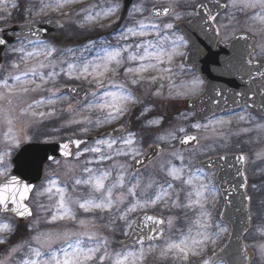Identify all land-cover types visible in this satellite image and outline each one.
Instances as JSON below:
<instances>
[{
  "label": "rangeland",
  "instance_id": "obj_1",
  "mask_svg": "<svg viewBox=\"0 0 264 264\" xmlns=\"http://www.w3.org/2000/svg\"><path fill=\"white\" fill-rule=\"evenodd\" d=\"M195 1L196 0H140L136 8H140L142 11H135L138 17L135 25L139 21L158 24L160 27L159 35L153 31V34L150 36H130L128 40H123L119 35L121 32L120 30L116 37L112 39L113 41H117L114 47L112 44H107L104 40L102 41V39H96L94 40L96 45L95 48L90 51H82L84 45L92 39L90 38L91 36L82 37L80 41H86L80 44V46H72L70 44L64 46V41L61 40V38H65L69 31L72 30V32H74L76 29L77 35L101 33L104 30V26L108 27L110 24L116 22V13L108 19H100L96 22L87 21L85 15L89 10L95 13L108 7L119 5L118 0H77L76 3L69 4L59 11L45 9L46 14L41 15H37L36 13L39 12L42 4L48 3L49 0H8L7 9L11 15L0 12V27L8 26L16 21H23L24 23H45L48 20H60L63 23V28L61 31L51 34L48 40H24L9 46L2 55L4 61L0 70V82L5 78H9V83H12L13 81L10 79L11 76L22 75L25 70L33 66H37L38 71L46 75L48 72L53 71V64L56 65L55 71L60 72L62 67L65 69L67 68L68 62L79 64L86 59L98 63L99 60L97 57L102 55V49L105 47L122 48L126 44L135 45L140 42H151L153 45H158L159 49L163 52H171L173 48H175L176 51L172 55L171 61L165 56L164 63L157 64L156 70L150 69L143 73V79L137 77L139 82L135 86L130 83L134 78L132 74L126 75L124 71V69L128 67H137L138 65L135 62L129 63L125 61L117 74L112 75L110 73L105 77L106 84L111 82L123 84L124 87L142 103L129 105L131 109L129 114L118 118L114 122L102 124L99 127L96 125L95 121L97 117L102 119L105 113L95 108L89 110L85 107L89 102H99L97 97L91 95L84 103L77 104L70 98L61 96L56 92L68 86H84L97 92L98 95H102V90L95 87V81L90 82L85 79H69L63 72H61L59 76L53 78L54 82L49 81L48 83H43L37 79L36 83L42 84V87L19 98L15 96L11 97V105L8 104L7 100H0V157H3L2 163H0V172L3 173V175H0V183L9 177L12 171L11 160L15 153L22 145L27 143H56L71 138H90L98 136L102 132L122 126L128 128L124 134L125 136L129 131L136 133V142L132 145V148L139 152V155L135 158L136 160L145 154V147L157 145L162 148V153L154 162L137 172H133L131 168V164L134 162L132 156H119L116 157L115 160L107 161L103 164H86L85 162L87 160L92 159L96 155L94 153H86L79 159H76L74 154L68 161L57 160L47 165L44 172V180L35 188L28 202L33 212L32 218L23 225H19L14 217L0 214V223H8L11 226L10 232L6 231L0 233V236H3L7 240V243L0 244V262H3V264H20L21 260L30 255L28 244L33 241V237L38 233H81L85 231H94L108 240L109 253L130 250L131 248H124L121 245V240L127 237L124 235L126 225L124 222L116 219V209H113L111 213L101 211L85 213L75 204H72V209L76 213L75 221L57 220L54 223H48L47 221L51 218L53 213L57 211L55 205L58 200V196L50 181L55 180L57 181V186L65 188L66 194L71 200H83L95 195L88 186L74 184L75 179L87 178V175L83 172L85 167L107 170L110 172L108 180L105 182L107 185L117 182L118 176L123 175L124 187L121 189L118 186L114 189L113 196V199L118 200L121 193L125 195L124 204L117 203V207L123 209L132 201V197L127 195V189L136 184L137 180H139L140 184L136 192L138 197L142 200L144 198L146 186L149 183H163L165 180L169 179L166 175L169 167L181 166V160L176 159L172 155L173 152H179L183 155L185 171L182 173V177L184 179H191L192 186L182 185L180 181H173L174 190H170L172 196L171 199L167 201V205L158 203L155 207L150 206L146 210H138L131 213L128 219L129 221H133L139 214L149 213L165 221L162 240L157 243L143 246L146 250V259L143 264H203L204 260L209 262L211 254L221 248L226 241L229 227L219 222L218 218L221 209V201L215 181L216 172H209L199 168L197 162L210 156L242 152L248 155V168L246 169V174L248 179V193L251 198L252 215L251 229L245 235L244 240L247 249L253 253L252 264H264V255L261 253V248L264 246V235H262V232H264V121L257 122L251 120L245 113H241L238 115L215 117L206 122H196L194 120L195 113L187 109L186 103L200 93L201 84L193 90L192 81L198 77L183 65L186 45L184 42L181 43L177 40L178 37H181L178 32L173 28L166 30L164 27L169 23L174 26L176 21L188 15V9ZM226 1L231 3L233 11L242 10V23L246 22L244 13L249 10L248 16L250 21H248L247 16L246 26L249 27L248 30L251 32L250 34H252L256 40V53L254 59L264 57V22L253 18L257 13L264 15V9H261L259 6L256 8H246L241 3V0H237L235 6L232 4V0ZM13 2L18 3L19 7L13 9L11 7ZM148 3L155 5L167 4L173 9L174 13L167 20L154 22L149 15L148 17L143 16ZM28 5L34 6L31 9L32 15H29L28 12L25 11ZM64 13H68V15ZM81 24H83L84 27H79ZM74 27H76V29ZM45 44L51 48H55V52L51 57L45 58V56L39 55L29 58L27 62H25L21 59L22 53L12 51L14 48L19 49L23 46L26 52H40L43 51L41 46ZM69 49L72 51L69 52ZM131 50L135 51V48L133 47ZM149 50L155 51L157 49L150 48ZM124 55L126 56L127 54L125 53ZM61 61L64 63L61 64ZM13 63L19 64L20 67L18 69L13 68ZM40 63H44L46 67L39 68ZM152 63H156V61H152ZM164 69H170V71H164ZM152 77L156 79L152 80ZM27 86L34 88L36 85L29 84ZM0 91L4 90L0 89ZM51 92L56 93V95L52 97L56 101L55 104L39 105L28 110L29 104L41 98L47 99L50 97ZM68 107H71L70 111H67ZM144 107L151 109L148 116L149 120L162 118L161 126L154 125L150 130L141 131L142 124L141 121L137 120V116H139L140 111H142ZM22 110H27V114L21 115ZM40 112H53L54 114L45 115L43 117L33 115V113ZM241 117H243V119H241ZM7 119L12 120L13 123L11 126L8 124ZM74 120H81L83 122L80 124L72 123L70 127L67 126ZM195 124H200L202 127L197 129L193 127ZM203 125H209V127L205 129ZM181 127L184 129V132L179 131ZM10 128L11 132L8 134ZM85 128L88 129V131H82V129ZM169 130L174 131L175 139L169 138L167 141H160L157 139L158 135ZM190 134L197 137L198 145L192 149L179 150V139ZM116 139H119V137H116ZM93 144L94 141L86 144L84 147H91ZM118 147L123 146L118 144L114 146V149ZM103 150L105 152L108 151L107 148ZM121 164L125 165L123 170L119 167ZM198 168L200 169L199 172L197 171ZM204 175L207 176V179L203 178ZM201 181L208 183L215 189L214 193L207 194V203L203 209V211L210 215L212 227L207 230L210 239L203 246V251L199 255L190 256L186 262L175 259L171 255L167 258H161L160 249L167 241L178 240L181 238L182 234L188 233L189 228H193L192 234L195 235L193 222L200 217L202 210L198 206L187 208L184 207V205L188 203L186 192L194 191V186L198 185ZM182 187L184 191L180 190ZM49 188H52L51 193L47 191ZM154 190H156L155 185L153 189L147 190L148 194L151 195ZM177 192H179V200L177 206L172 207V200H176ZM192 199H195L194 195ZM170 218L173 221L171 226L167 223ZM80 221H84L86 227H81ZM216 225H222L226 231L220 232ZM18 226L23 228L27 233V239H24V236L21 238L16 236L14 238ZM130 230L131 229H127L128 232H130ZM217 232H219V235H216ZM21 244L24 245V248L19 252L9 255L13 247ZM62 246L65 248L67 247L63 240L56 241L52 245V250H55L57 255L62 256L63 253L59 251ZM150 246H154L156 251L147 253V249ZM41 251L45 253V256L42 258H47L46 254L49 250L45 248L41 249ZM106 264H108L107 261ZM215 264L224 263L217 262Z\"/></svg>",
  "mask_w": 264,
  "mask_h": 264
},
{
  "label": "snow or ice",
  "instance_id": "obj_2",
  "mask_svg": "<svg viewBox=\"0 0 264 264\" xmlns=\"http://www.w3.org/2000/svg\"><path fill=\"white\" fill-rule=\"evenodd\" d=\"M8 0H0V12L6 13L7 15H11L7 9ZM77 0H49L48 3L42 4L37 12V15L46 14L45 9H51L52 11H59L69 4L76 3ZM237 0H232V4L235 6ZM241 3L246 8H256L259 6L261 9H264V0H241ZM13 9L19 7L18 3L13 2L11 4ZM33 5H28L25 8V11L28 12L29 15H32L31 9ZM95 7V6H93ZM120 5H114L112 7H108L101 11H97L92 13L90 10L85 15V19L89 22H96L100 19H108L112 15H114ZM135 11H142L140 8H136ZM169 8L165 7L162 9H153V14L155 16H159L162 13L168 14ZM68 15V13H64ZM178 18V17H177ZM254 19H259L264 22V15L257 13ZM209 19H215V17L209 16ZM79 27H84L81 24ZM165 29H172L173 25L171 23L166 24ZM153 31L159 35L160 27L155 23H145L144 21H139L135 26H129L121 30L120 38L123 40H128L129 37H146L153 34ZM177 40L181 43L184 42V37H178ZM6 41L4 39H0V46L6 45ZM175 43V42H174ZM95 42L93 40H89L86 45H84L82 51H90L95 48ZM43 51L40 52H26L23 46L19 49H12L13 52L22 53L21 59L27 62L29 58L36 57L39 55L45 56V58L51 57L55 52V48H51L48 45L41 46ZM135 48V51H132V48ZM150 48H156L155 51H150ZM69 52L72 50L69 49ZM175 48L172 49L171 52H163L159 49L158 45H153L151 42H140L135 45L126 44L122 48H110L105 47L102 49V55H99L97 59L98 63L83 60L81 63H73L68 62L67 68H61L60 72L55 71L56 65L53 64V71L48 72L46 75L40 73L38 71L37 66H33L30 69L25 70L22 75H13L10 77L12 83H9V78H5L2 82H0V89L4 91H0V100H7L8 104H12L11 97H22L27 95L29 92H34L42 87V84L36 83L37 79H39L43 83H48L49 81L54 82L53 78L59 76L61 72L66 75L69 79H85L91 81H95V87L102 90V95H98L97 92H92L91 95L97 97L99 102H89L85 107L86 109H98L100 112L105 113L104 117L101 119L97 117L95 123L99 127L102 124L111 123L116 121L118 118L127 115L131 112L129 105L141 104L142 102L137 99V97L133 96L131 92H129L123 84H119L116 82L105 83V77H107L110 73L112 75L117 74L120 67L125 63V61L132 63H137V67H128L124 69L125 74H132L134 77L130 83L135 86L138 84L140 79H143V73L148 70H156L157 64L164 63V57L167 56V59L171 61L172 55L175 53ZM127 54L126 56L124 54ZM152 61H156V63H152ZM64 62L61 61V64ZM13 68H19L20 65L13 63ZM46 65L44 63L39 64V68H44ZM164 71H170V69H164ZM223 73H230L232 71V67L230 64L225 63L221 69ZM155 77H152V80H155ZM201 83H203L199 78L192 81L193 90L197 88ZM35 84L34 88H30L27 85ZM221 93H217L220 95ZM56 94L52 93L50 97L47 99L41 98L40 100L35 101L32 104L28 105V110L39 106V105H53L55 104L54 97ZM151 112L150 108L144 107L142 111H140L139 116H137V120L141 121L142 128L141 131L150 130L154 125L161 126L162 118H154L149 120L148 116ZM27 114V110H22L21 115ZM53 112H40L33 113V115H39L41 117L45 115H53ZM243 119V117H241ZM146 121V122H145ZM8 124L12 125V120L7 119ZM83 121L74 120L69 123L67 126H71L72 123L80 124ZM220 123V122H214ZM193 127L199 129L202 126L200 124H195ZM205 129L209 127V125H203ZM82 131H88V129H82ZM180 132H184V129L179 128ZM11 132V128L9 129V133ZM125 132V128L121 127L115 130L114 133L105 134L109 137H119V139L111 138H97L94 141V144L91 147L81 148L82 144L88 143L84 140H69L68 142L61 143L59 145L60 151L62 155L65 157H71V147L75 146L76 153L75 158L79 159L82 155L86 153H94L96 154L92 159L87 160L86 164H103L107 161H113L116 157L119 156H132L134 164H143L144 161L136 160V156L139 155V152L132 148V145L135 144V136L136 133L129 131L128 134L122 135ZM6 134V135H8ZM169 138L175 139L174 131L169 130L157 136V139L160 141H167ZM197 142V137L195 136H185L180 139L181 145H191L192 142ZM122 145L123 147H118L114 149L115 145ZM107 148L108 151L105 152L103 149ZM172 155L181 160V166H171L167 169L166 175L169 177L168 180H165L163 183L155 184L149 183L146 186V190L144 193V198L141 200L136 192V189L139 187V180L137 183L132 185L127 189V195L132 197V201L128 204L126 208L117 207V203L124 204L125 195L121 193V195L117 199H113L114 189L118 186L122 189L124 187L123 181L124 176L120 175L117 178V182L107 185L105 182L108 180L110 172L107 170H99L91 167H85L83 172L87 175L86 179H75V185H85L88 186L93 193L94 196L83 199V200H71L70 197L66 194L65 188L57 186V181H50L51 185L55 189V193L58 196L57 203L55 205L57 211L53 213L51 218L47 221L48 223H54L57 220H72L75 221L76 213L72 209V204H75L79 209L83 210L85 213L93 212V211H101L111 213L113 209H116V219L122 221L126 225V230L124 231L125 236H129V232L127 229H133L134 221H129L128 217L131 213H134L138 210H146L147 208L155 207L158 203H164L167 205V201L171 199L172 192L170 190H174L173 181H180L182 185L192 186L191 179H184L182 177V173L185 171V167L183 165L184 157L179 152H173ZM223 159L224 157H220ZM237 159L243 163L245 161V157L243 155L237 157ZM3 157H0V163H2ZM211 161L205 162L203 167H210ZM122 170L125 168V165L121 164L119 166ZM199 172L200 169L198 168ZM0 175H3L0 172ZM203 175V174H202ZM240 175H243L241 172ZM204 179H207V176L204 175ZM155 185V189L151 195L148 194L149 189H153ZM194 191L186 192V198L188 203L184 205V207L192 208L194 206H198L202 211L200 213V217L197 218L193 224L195 228V235H193V228H189L187 234H182L181 238L178 240H170L165 243V245L160 249L161 258H167L168 256H173L175 259L188 261L190 256L199 255L203 251V246L207 243L210 237L207 234V230L212 227L210 222V215L207 214L203 209L205 208V204L207 203V194L214 193L215 189L212 188L208 183L199 182L198 185L194 186ZM184 191L182 187L180 189ZM31 189L28 185H22L21 182L13 176L11 179H6L3 183H0V211H10L12 213L17 214L19 217L31 216V210L26 206L24 201L28 198ZM49 193L52 192V188L47 189ZM195 196L193 200L192 197ZM179 200V192H177L176 200H172V207L177 206V202ZM145 221L144 227H148V223L152 225H162L165 221L156 218L152 215H145L142 217ZM167 223L169 226L172 225V219H168ZM81 227H86L84 221H80ZM216 227L220 230V232L226 231L222 225H216ZM10 232L11 226L8 223H0V233ZM135 230L133 229V232ZM219 235V232L216 233ZM264 235V232H262ZM154 240L155 236H147L141 237L137 236L135 244H133L132 248L128 251H116L114 253H109L108 251V240L105 237L100 236L98 233L94 231H85L81 233L76 232H61V233H38L35 237H33V241L28 244V250L30 255L21 260L20 264H143L146 259V250L143 248L144 240ZM63 240L67 247H61L60 252L63 255H57L55 250H52V245L56 241ZM7 243V240L0 236V244ZM139 244L140 247L136 248L135 245ZM35 245V246H34ZM24 245H18L11 249L12 253L19 252ZM47 248L49 251L47 252V258H42L45 256V253L41 251V249ZM156 249L154 246H150L147 249V253L155 252ZM261 253L264 255V246L261 248ZM35 257V258H33ZM3 264V262H0ZM203 264H209L207 260L203 261Z\"/></svg>",
  "mask_w": 264,
  "mask_h": 264
},
{
  "label": "water",
  "instance_id": "obj_3",
  "mask_svg": "<svg viewBox=\"0 0 264 264\" xmlns=\"http://www.w3.org/2000/svg\"><path fill=\"white\" fill-rule=\"evenodd\" d=\"M130 2V0H125V10L129 7ZM162 8L165 7L155 9ZM223 9V5L217 2H210L197 9L196 16L190 23L176 27L190 43L189 52L184 61L185 65L199 72L206 81L203 94L195 100L188 102V108L197 114L196 121H205L224 111L238 109L244 106L249 108L252 113L264 116V91L254 87L255 83L264 81V61L251 62L249 60L252 54L251 47L254 39L247 35H240L229 43L220 44L218 41V32L213 22H206L205 17L207 15L211 14V17H215ZM163 15L165 14L162 13L159 16ZM202 24L207 25L208 29H203ZM59 28V23L48 22L44 26L28 24L0 29V39H4L7 42L6 45L0 46V67L2 65V53L9 45L25 39L40 40ZM16 32L18 35L11 36ZM109 33L106 32L97 37H93L91 40L106 36ZM85 41H77V43L81 44ZM225 63L231 65L232 71L230 73H223L215 69L217 65L221 64L223 66ZM239 66H242L243 69H240ZM92 92L85 87H68L59 91L60 94L69 96L79 104L83 103ZM217 93L221 94L217 95ZM118 128L106 131L91 139L79 140L90 142L101 137L110 138L105 134L114 133ZM68 141L53 144H25L14 155L11 161L13 168L7 179L15 176L22 185H28L30 187L31 191L28 198L24 201L29 209L30 207L27 202L34 188L44 179V166L55 160L62 159L66 161L71 159L72 156L65 157L62 155L59 148L61 143ZM196 145L197 142L195 141L191 145H181L179 141L180 150L192 148ZM75 151H77L75 146H72V154ZM146 152V156L138 159L144 161V163L142 165L135 164L134 167L132 166L134 171L144 168L158 156L161 149L160 147L152 146ZM239 156L241 155L220 156L224 157L223 159L220 157H210L198 163V166L203 167L205 162L211 161L210 167L203 168L207 170L216 168L218 170L216 180L223 203L219 218L222 223L227 224L230 228L228 240L219 251L211 256V264L220 260L225 264H251L252 254L246 249L243 240L251 225L249 197L246 193L247 184L244 162L241 163L237 159ZM241 172L243 175H240ZM0 213L13 216L19 223L28 221L33 215L19 217L10 211H0ZM145 215H140L135 218V223L133 224L135 231L133 232V229L131 230L129 237L123 242L124 246H133L137 236L156 237L154 240L145 238L144 244L157 242L161 239L163 224L152 225L148 223V227H144L145 221L142 217ZM138 245L136 244L135 246Z\"/></svg>",
  "mask_w": 264,
  "mask_h": 264
},
{
  "label": "flooded vegetation",
  "instance_id": "obj_4",
  "mask_svg": "<svg viewBox=\"0 0 264 264\" xmlns=\"http://www.w3.org/2000/svg\"><path fill=\"white\" fill-rule=\"evenodd\" d=\"M118 1H119L120 8L117 10L116 15H115L116 22L110 24L108 27L104 26V30L102 31L104 33L108 32V31H113L108 37L102 38V41L104 40L107 42V44H112L113 47L116 45L117 41H113L112 39L116 37V35L119 33V31L126 28V27L134 26L135 22L138 20V17L136 16L137 14L135 12V9H136V6L138 5V2L140 0H130L131 1L130 5L126 10L124 9L125 0H118ZM209 1H212V0H196L195 3L193 5H191L190 8L188 9V15H186L185 17H182L181 20L176 21L175 25L178 23H181V22H183V23L190 22L191 19L195 15L196 8L200 5L206 4ZM216 1L223 3L225 5V9L222 12H220L219 14H217L215 16L214 20L212 19L214 22V25L216 26V29L218 31V34H219L218 41L220 43L223 44V43L231 42L239 34L247 33V34L251 35L250 34L251 32L248 30L249 27L246 26L247 16H248L249 10H248V12L245 11L244 19L246 20V22L242 23L241 20L243 19V16H242L243 12L241 9H240V11H233L232 7H231L232 5L229 1H226V0H216ZM155 6H157V5L152 4V3H148L147 7H146V11L144 12L143 16L148 17V15H149L152 21L159 22V21L167 20V19H169L170 16L173 15V14H171L170 16L158 19L152 13V9ZM205 19H206V21H211V19H209V16H206ZM248 21H250L249 16H248ZM201 26L203 29H207V27L205 25L202 24ZM74 28L76 29V27H74ZM76 30H75V32H72L73 35H70L69 38L82 39V37L94 36V35H97L99 33V32H97V33L77 35ZM184 43L186 45V51H188V43L185 40H184ZM72 46H77V45L72 44ZM253 49H254L253 54L250 56V60L251 61H258V62L264 61V57L254 59V56L256 53V42L254 43ZM221 67H222V65L220 64V65H217L215 68L217 70H220ZM239 68L243 69L242 66H239ZM187 69L189 71L193 72L194 74H196L191 68H187ZM196 75L199 78V80H201L203 82V83H201V87H200V93H201L204 89V81L199 74H196ZM256 86H260L264 90V82L262 84H257ZM241 113H245L249 117V119H251V120H254L257 122L264 121V117H260V116L252 114L247 108H240L237 110L228 111V112L223 113L221 116L238 115ZM127 130H128V128H126V131ZM146 148L147 147H145V150H146ZM232 153H238V152H232ZM239 153L243 154L244 157L246 158L245 160L247 162L246 163V169H247L248 168V161H247L248 155H247V153H245V154L242 152H239ZM145 245H148V244H145ZM145 245H143V246H145ZM138 247H140V246H138Z\"/></svg>",
  "mask_w": 264,
  "mask_h": 264
},
{
  "label": "trees",
  "instance_id": "obj_5",
  "mask_svg": "<svg viewBox=\"0 0 264 264\" xmlns=\"http://www.w3.org/2000/svg\"><path fill=\"white\" fill-rule=\"evenodd\" d=\"M24 234H25V235H24ZM16 236H19L20 238L24 236V239H27V237H26V236H27V233L24 231L23 228H21V227H19V226L16 228V233H15L14 238H15Z\"/></svg>",
  "mask_w": 264,
  "mask_h": 264
}]
</instances>
